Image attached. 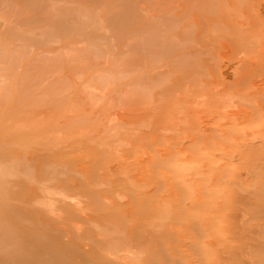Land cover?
Segmentation results:
<instances>
[{
    "label": "rangeland",
    "instance_id": "rangeland-1",
    "mask_svg": "<svg viewBox=\"0 0 264 264\" xmlns=\"http://www.w3.org/2000/svg\"><path fill=\"white\" fill-rule=\"evenodd\" d=\"M260 4L0 0V264H259ZM224 55L243 66L239 86L221 84ZM65 195L85 213L60 212L74 206Z\"/></svg>",
    "mask_w": 264,
    "mask_h": 264
},
{
    "label": "bare ground",
    "instance_id": "bare-ground-1",
    "mask_svg": "<svg viewBox=\"0 0 264 264\" xmlns=\"http://www.w3.org/2000/svg\"><path fill=\"white\" fill-rule=\"evenodd\" d=\"M261 1V4H262V7L261 8H255L254 10H255V12H256V14H260V15H262L263 17H264V0H260ZM260 4V5H261ZM239 21V20H238ZM241 22V21H240ZM245 22V21H244ZM243 22V23H244ZM248 22V21H247ZM216 24V23H215ZM237 24V23H236ZM241 25V24H240ZM240 25H239V27H240ZM245 25V23L244 24H242V26H244ZM241 28H243V27H241ZM192 30V29H191ZM195 32V31H194ZM198 33V32H197ZM194 34V33H193ZM192 34V35H193ZM197 35V34H196ZM194 38V37H193ZM196 38V37H195ZM186 40V39H185ZM180 43V42H179ZM189 44V43H188ZM221 44V43H220ZM191 45V44H190ZM189 45V46H190ZM186 46V45H185ZM194 47V46H193ZM163 48V47H162ZM186 48H187V46H186ZM155 49V48H154ZM217 50H218V48H216ZM224 50H225V48H224ZM188 51V50H187ZM229 53H230V51H228ZM249 52V51H248ZM184 53V52H183ZM198 53V52H197ZM218 53V52H217ZM188 55V54H187ZM216 55V54H215ZM247 55V54H246ZM162 56H164V55H162ZM242 56H243V54H242ZM244 56H245V52H244ZM130 57H131V55H130ZM165 57V56H164ZM137 58V57H136ZM129 59V58H128ZM219 59V65H217L218 66V75H219V78H220V80H221V84H227L228 82H234L235 80L237 81L236 83L238 84V86H239V82H241V81H243L242 83H244L245 81L244 80H242V79H239V78H237L236 77V75L237 76H239L238 74V70L241 68V67H243V66H241L240 67V64L237 62V63H234V62H231V61H229L230 59H228V57L227 56H220V58H218ZM251 60V59H250ZM157 61H159V60H157ZM142 63H144L143 61H142ZM248 64V63H247ZM241 65H243V64H241ZM131 66V65H130ZM258 66H260L259 64H258ZM182 67V66H181ZM240 67V68H239ZM247 67V66H246ZM261 67H263V66H261ZM260 67V68H261ZM132 68V67H131ZM159 68V67H158ZM164 68V67H163ZM250 68V67H249ZM190 69V68H189ZM247 69H248V67H247ZM179 70V69H178ZM250 70V69H249ZM177 72V71H176ZM212 72V71H211ZM262 72V71H261ZM251 73V72H250ZM255 73V72H254ZM260 74H262V73H260ZM259 74V75H260ZM148 75V74H147ZM152 75V74H151ZM251 75H253L252 73H251ZM256 75H258V74H256ZM253 76H255V75H253ZM264 76V75H263ZM243 77V76H242ZM163 78V77H162ZM161 78V80H163ZM249 78H254V77H251V76H249ZM256 78V77H255ZM259 78H263V77H261V76H259ZM166 79V78H165ZM168 79V78H167ZM172 78H170V80H171ZM203 79V78H202ZM237 79H239V81L237 80ZM251 79V80H252ZM143 80V79H142ZM173 80V79H172ZM247 80H249V79H246V81ZM260 80V79H259ZM213 81V80H212ZM219 81V80H218ZM258 81V80H257ZM165 82V81H164ZM133 83H134V81H133ZM159 83H161V81L159 82ZM158 83V87H159V84ZM163 83V82H162ZM236 83H234V84H236ZM249 83V82H248ZM142 84V82L140 81V85ZM144 84V83H143ZM142 84V85H143ZM155 84V83H154ZM236 84V85H237ZM257 84V82L256 81H252V83H251V85H252V89L254 88V87H256V86H260V85H256ZM134 85V84H133ZM241 85V84H240ZM154 86V85H153ZM216 86V85H215ZM225 86V85H224ZM250 86V85H249ZM150 87V86H149ZM261 87V86H260ZM132 88L134 89V87L132 86ZM186 88V87H185ZM239 88V87H238ZM133 89H131V90H133ZM152 89V88H151ZM255 89V88H254ZM130 90V91H131ZM149 90V89H148ZM222 90V89H221ZM238 90V89H237ZM264 90V89H263ZM133 91H135V90H133ZM132 91V92H133ZM147 91V90H146ZM255 91V90H254ZM258 91V90H257ZM150 92V91H149ZM237 92V91H236ZM260 92V91H259ZM129 93V92H128ZM148 93V92H147ZM251 93V92H250ZM259 94V93H258ZM133 96V94L131 93L130 94V99H129V101L132 99V102L130 103V104H133L134 103V101L133 100H135L134 98H131L132 96ZM141 96V95H140ZM143 97V96H142ZM221 97V96H220ZM140 99H142V98H140ZM143 101L142 102H144V99H142ZM139 101H141V100H139ZM167 101V100H166ZM261 103V102H260ZM130 104H129V106H130ZM132 106V105H131ZM130 106V107H131ZM221 108V107H220ZM131 110V109H130ZM220 110V109H219ZM235 110V109H234ZM133 111V110H132ZM131 111V112H132ZM129 113L128 114H131V112L130 111H128ZM134 112V111H133ZM132 112V113H133ZM225 112V111H224ZM235 112V111H234ZM136 113V112H135ZM131 114V116H133L134 118L135 117H137L136 115H139V114ZM142 113V112H141ZM237 113V112H236ZM76 114V113H75ZM217 114V113H216ZM244 114V113H243ZM218 115V114H217ZM251 115V114H250ZM129 116V115H128ZM140 116H142L143 117V115H140ZM237 117V116H236ZM246 118V117H245ZM127 119H128V117H127ZM131 118H129V120H130ZM137 119V118H136ZM143 119V118H142ZM155 119V118H154ZM137 120H139V119H137ZM140 120H141V118H140ZM143 120H145L146 122H147V118L145 119H143ZM242 120V119H241ZM240 120V121H241ZM133 121V119H131V121L130 122H132ZM136 121V120H135ZM152 121V120H151ZM127 122V121H126ZM138 121H136V123H137ZM239 122V121H238ZM245 122V121H244ZM153 123V122H152ZM230 123V122H229ZM139 124V123H138ZM141 125V124H140ZM144 125V124H143ZM142 125V126H143ZM148 126V124L146 125V127ZM19 130V129H18ZM168 130V129H167ZM248 132V131H247ZM251 132V131H250ZM253 132V131H252ZM249 134V133H248ZM253 136H254V134H253ZM259 137H260V135H259ZM262 137V136H261ZM161 149V148H160ZM160 149H156V151L157 152H161V153H163V151H165L164 149L163 150H160ZM153 159V158H152ZM114 164V163H113ZM116 165H118V164H116ZM112 166H114V165H112ZM112 168V167H111ZM117 168V167H116ZM119 168V167H118ZM147 169V168H146ZM141 170V169H140ZM115 172V171H114ZM148 172V171H147ZM113 172H111V174H112ZM149 173V172H148ZM114 174V173H113ZM112 174V175H113ZM146 174V173H145ZM140 176H141V174H140ZM148 177H149V175H148ZM47 178H49V177H47ZM195 178V177H194ZM145 179V178H144ZM55 180V179H54ZM186 180V179H185ZM51 181V180H50ZM187 182H188V179H187ZM187 182H184V183H187ZM189 183V182H188ZM171 186H172V184H171ZM200 188V187H199ZM33 189V188H32ZM157 189V188H156ZM195 190H197L198 191V188L197 189H195ZM144 191V190H143ZM172 191V190H171ZM170 191V192H171ZM190 191H191V189H190ZM196 191V192H197ZM33 192V191H32ZM53 192V191H52ZM176 192V191H175ZM195 192V193H196ZM140 193V192H139ZM175 194V193H174ZM22 195V194H21ZM197 196H199L198 194H196ZM65 196H67V195H65ZM67 197H69L70 198V201L68 202L69 204H67V202L64 204V205H67V207L69 206V205H72V204H74V206H69L70 207V209L69 208H62V209H60V212H62V213H65L66 215H68V216H71V218H72V216H73V209H72V207H74V210L76 209V207H77V209H79L80 211H82L83 213H85V210H84V206H83V203H82V201L81 200H79V198L77 199V197L75 196V195H69V196H67ZM163 197V196H162ZM61 198V197H60ZM198 198V197H197ZM200 199V198H199ZM28 200H29V198H28ZM140 200V199H139ZM50 201H52V200H50ZM53 203H54V200L52 201ZM90 202V201H89ZM197 202V201H196ZM52 203V204H53ZM90 203H92V202H90ZM125 203V202H124ZM47 205V204H46ZM191 205V204H190ZM189 205V206H190ZM55 206V205H54ZM76 206V207H75ZM185 206H187V205H185ZM52 207V208H51ZM62 207H64V206H62ZM49 208V207H48ZM50 208H51V211L50 212H55L56 210H52L53 208L55 209V207H53L52 205H51V203H50ZM49 208V209H50ZM46 209V208H45ZM59 209H58V211H59ZM72 209V210H71ZM189 209V208H188ZM18 210V209H17ZM32 211V210H31ZM60 212H58L59 214H60ZM14 213L16 214V216L17 217H19V218H22V214H20V212L19 211H17V212H15L14 211ZM28 213V212H27ZM56 213V212H55ZM61 213V214H62ZM26 214V213H25ZM0 215H1V212H0ZM28 216H29V214H28ZM89 217V216H88ZM24 218V217H23ZM89 219V218H88ZM22 219H20V221H21ZM75 220V219H74ZM44 219H42V218H35L34 220L32 219V220H30L29 221V225H33V226H37V227H39L40 229H36V231H38V232H46L47 230L45 229V228H48V227H46L45 226V224H44ZM76 221V220H75ZM16 224V223H15ZM18 225V224H17ZM48 225H49V223H48ZM18 231L17 232H25L26 231V228L24 227V225L23 224H19V226H18ZM33 228V227H32ZM113 228V227H112ZM29 229H31V228H29ZM80 229V228H79ZM114 229V228H113ZM115 230V229H114ZM28 231V230H27ZM110 231V230H109ZM111 231H113V230H111ZM116 231V230H115ZM121 231V230H120ZM119 231V232H120ZM121 232H123V231H121ZM121 232H120V234H121ZM129 232V231H128ZM115 233H117V232H115ZM124 233H123V236H122V234H121V236L122 237H124ZM19 236V235H18ZM114 236V235H113ZM121 237V239H123ZM130 237V236H129ZM126 238H128V237H126ZM112 239V238H111ZM125 239V238H124ZM124 239H123V241H124ZM132 239V238H131ZM24 240V239H23ZM108 240V239H107ZM127 240H130V239H125V241H124V244H125V242L127 241ZM210 240V246H211V248H214V247H216L217 246V244L214 242V239L213 238H211V239H209ZM209 240H208V242H209ZM4 241V240H3ZM109 241H111V240H109ZM119 241V242H118ZM122 242V241H121ZM120 242V240H118V239H116V241H115V239H114V241H111V242H108L109 243V245L111 244V243H114V245H115V243H119L118 245H120L121 246V243ZM205 242H206V240H205ZM23 243V242H22ZM15 244H17V243H15ZM21 244V243H20ZM19 244V245H20ZM26 245H27V243H25ZM124 244H123V246H124ZM127 244H128V242H127ZM126 244V245H127ZM209 244V243H208ZM22 245L24 246V244H21L20 245V247H21V249L23 248L22 247ZM30 245V244H29ZM130 245H131V243H130ZM28 246V245H27ZM27 246H25V247H27ZM111 246V245H110ZM109 246V247H110ZM122 246V248H125V246L123 247ZM128 246V245H127ZM132 246V245H131ZM144 246V245H143ZM143 246H141V247H143ZM24 247V248H25ZM29 247V246H28ZM33 247V246H32ZM112 247H115V246H112ZM140 247V246H139ZM48 248V247H47ZM128 248L129 247H127V253H128ZM131 248V247H130ZM134 248V247H133ZM133 248H132V250H133ZM20 249V250H21ZM110 249V248H109ZM117 249H118V247H117ZM144 249H147V248H144ZM203 249V251H207V249H206V247L205 248H202ZM17 250V249H16ZM19 250V248H18V250H17V252L18 251H20ZM29 250H30V248H29ZM36 250V249H35ZM50 250V249H49ZM53 250V249H52ZM120 250H122V249H119V252H120ZM132 250H131V252H132ZM137 250V249H136ZM209 250V249H208ZM22 251V250H21ZM38 251V250H37ZM36 251V252H37ZM42 251H44V250H42ZM61 251V250H60ZM114 250H113V248H112V252H113ZM134 251V250H133ZM139 251V250H138ZM142 251H143V249H142ZM147 251V250H146ZM45 252V251H44ZM44 252H43V255H44ZM47 252V251H46ZM46 252H45V254H46ZM62 252V251H61ZM124 254H127L126 252H125V250L124 251H122ZM18 253H20V252H18ZM23 253V252H22ZM27 253H30V252H27ZM139 253H141L140 251H139ZM173 253V252H172ZM113 254V253H112ZM115 255H116V253H114ZM113 254V255H114ZM129 254H131V253H129ZM132 254H136V251L134 252V253H132ZM12 255V254H11ZM23 255V254H22ZM21 255V256H22ZM26 255V254H25ZM37 255H38V253H37ZM128 255V254H127ZM136 255H138V254H136ZM20 255H19V257H18V261H19V264H37V263H40L38 260L35 262V263H32L33 261V259H32V257L33 256H31V254H27L26 255V257L27 258H25L26 260H24V259H22V258H20L21 257ZM38 256H40V255H38ZM120 256V255H119ZM130 255H128V256H126V255H121V259H126V260H128ZM14 257H16V256H14ZM13 257V258H14ZM35 257H37V256H35ZM52 257V256H51ZM43 258V257H42ZM93 258V257H92ZM118 258V257H117ZM133 258H135V257H133ZM150 258V257H149ZM16 259V258H15ZM32 259V260H31ZM40 259H41V257H40ZM39 259V260H40ZM52 259V258H51ZM59 259V258H58ZM94 259V258H93ZM132 259V258H131ZM136 259H137V257H136ZM139 259V258H138ZM146 259V258H145ZM29 260L30 261H32V262H29ZM47 260V259H46ZM53 260V259H52ZM60 260V259H59ZM62 260V259H61ZM82 260V259H81ZM116 260V259H115ZM130 260V259H129ZM133 260V259H132ZM131 260V261H132ZM135 260V259H134ZM142 260H143V258H142ZM148 260V259H147ZM12 261H13V259H12ZM26 261V263H24ZM54 261H55V259H54ZM53 261V262H54ZM136 261V260H135ZM149 261V260H148ZM44 262H47V263H44ZM43 262V264H51L50 262H49V260L48 261H44ZM78 262V261H77ZM89 262V261H88ZM123 262V261H122ZM121 262V263H122ZM16 263V262H15ZM62 263V262H61ZM90 263H91V261H90ZM94 263H96V262H94ZM94 263H92V264H94ZM133 263V262H132ZM139 262H137V264H138ZM253 263V262H252ZM258 263L259 264H264V255H261V257H260V259H258ZM42 264V263H41ZM63 264H64V262H63ZM65 264H67V263H65ZM77 264V263H76ZM78 264H80L79 262H78ZM81 264H83V263H81ZM125 264H127L126 262H125ZM135 264V263H134ZM208 264V263H207ZM211 264V263H210ZM235 264H240V262L238 261V262H235Z\"/></svg>",
    "mask_w": 264,
    "mask_h": 264
}]
</instances>
